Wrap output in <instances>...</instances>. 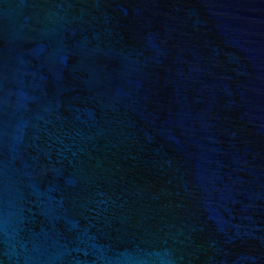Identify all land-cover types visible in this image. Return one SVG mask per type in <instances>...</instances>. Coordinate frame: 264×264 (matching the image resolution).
<instances>
[{
    "label": "water",
    "instance_id": "1",
    "mask_svg": "<svg viewBox=\"0 0 264 264\" xmlns=\"http://www.w3.org/2000/svg\"><path fill=\"white\" fill-rule=\"evenodd\" d=\"M0 264H264V0H0Z\"/></svg>",
    "mask_w": 264,
    "mask_h": 264
}]
</instances>
